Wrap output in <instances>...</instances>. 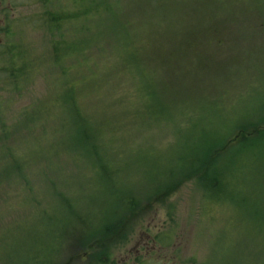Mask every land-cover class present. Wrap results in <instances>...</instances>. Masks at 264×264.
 <instances>
[{"label": "rangeland", "instance_id": "374dc122", "mask_svg": "<svg viewBox=\"0 0 264 264\" xmlns=\"http://www.w3.org/2000/svg\"><path fill=\"white\" fill-rule=\"evenodd\" d=\"M155 3L159 8L148 0H123L128 40L134 43L123 48L137 51L142 87L151 82L152 90H158L134 96L141 107L139 123L126 112L119 114L113 97L94 98L90 76L82 82L84 90L73 94L76 101L87 98L83 111L91 122L127 115L131 130L118 144L133 156L117 158L114 165H123V183L135 186L143 209L125 216L119 234L103 241L109 256L99 257L96 243L79 246L87 228L111 222L125 206L116 205L112 196L119 179L104 178L81 158L56 162L62 190L50 187L49 145L56 144L68 122L72 127L73 115L69 119L68 103H63L59 68L42 60L19 89L0 91V132L4 124L10 128L5 144L0 135V263L223 264L235 249H264V236L247 237L264 222V138L247 145L237 142L222 153L210 170L219 176L213 190L205 189L199 177L183 182L171 178L206 161L208 136L217 133L224 142L242 121L264 116V0ZM212 3L217 5L214 12L207 8ZM50 7L48 0H3L0 51L6 55H0V69L20 49L41 59L51 49V34L35 24ZM207 22L220 27L222 43L196 35ZM189 37L193 41L187 43ZM72 71L74 77L76 62ZM166 78L169 88L163 89ZM46 105L55 106L49 121H29L35 111L19 115ZM46 129L53 131L50 141ZM164 185L172 189L153 197ZM238 263L264 264V258Z\"/></svg>", "mask_w": 264, "mask_h": 264}, {"label": "trees", "instance_id": "16d2710c", "mask_svg": "<svg viewBox=\"0 0 264 264\" xmlns=\"http://www.w3.org/2000/svg\"><path fill=\"white\" fill-rule=\"evenodd\" d=\"M51 3L45 15L39 16L35 20L36 27H44L50 35V47L44 51L43 57L29 58L27 51L20 49L18 54L0 69V91L1 89H19L26 78H30L31 73L38 67L40 61L44 60L51 67H58V74L62 80L61 93L68 103L67 112L69 119L73 115V125L71 127L68 122V129L61 131V136L56 140V144H50V151L46 158L51 159V165L48 168V181L53 190H62L58 188L56 174L60 170L56 162L63 158H81L91 162V165L101 171L104 178L119 179L117 186L112 187L113 200L118 206H125V210L121 211L114 220L101 227H89L84 231L83 237H79V246L82 248L87 245L96 243L100 245L101 256H109V247L103 241L119 234L122 230L125 221V216H133L139 213L142 209V199L139 194H134L135 186L130 185L125 187L123 165L115 167L114 160L120 157L124 159L132 156L123 152L120 148L119 141L123 136L127 135L131 127L128 123L127 115H122L120 118H111L109 120H99L91 122L83 111L84 105L87 102L86 97H81L77 101L73 94L82 92L83 80H87L88 76L92 82V94L94 98L98 97H113V101H117L121 112H125L133 119V122L139 123V103L133 101L134 96L144 91L150 95L156 94L152 90V83L146 82L142 87L139 82L141 75V67L137 60V51L130 52L124 50V46L134 47V43L128 40L127 25L128 21L123 16V0H48ZM60 3V4H59ZM155 0H148V5L152 8H159ZM209 11L214 12L217 5L214 3L207 4ZM262 26L263 24L260 23ZM204 32H198V37H207L208 42L215 40L218 44L224 41L223 37L219 36L220 27L217 24L207 22L204 27ZM92 31V32H91ZM88 32V33H86ZM91 32V33H90ZM86 33V34H84ZM192 37L187 38V43L192 42ZM89 43L91 45L89 46ZM186 46H188L186 44ZM6 51H0V55H6ZM77 63L78 71L74 77L72 64ZM7 62H5L6 64ZM177 73L179 70L174 67ZM174 74H169L172 77ZM180 77V75H179ZM166 78L163 81V89L169 88V81ZM144 88V89H143ZM115 107V106H114ZM54 105H46L41 110H35L34 106L19 113H28L35 111L29 115V121L45 118V121L52 119L54 113ZM152 108L148 105L147 112ZM67 121L68 118H63ZM250 122V123H249ZM242 121L240 126L235 130L228 132L226 139L220 142V135L214 133L207 138V147L205 148L206 161L194 165L188 172L181 170L171 178L177 182L184 179L199 177L200 183L208 190H213L218 183L219 176L210 172L213 165L233 144L239 142L244 145L252 144L257 140L264 138V116L258 121L249 120ZM18 120L16 121V124ZM15 124V125H16ZM10 129L8 126L2 128L0 135L1 144H5L9 140ZM237 131V132H236ZM233 135V137H232ZM47 141L53 136L51 129L45 130ZM216 144H212L215 143ZM229 143V144H227ZM112 162V163H111ZM118 164V163H117ZM16 171L21 172L20 165H15ZM35 169H31V173ZM108 179V181H109ZM208 182L207 186L205 183ZM167 185V184H166ZM161 186L155 189L154 196L158 193L160 197L172 189V187ZM116 186V187H115ZM128 190L127 195L123 194ZM63 192V191H60ZM151 195V193H150ZM128 217L126 218V220ZM167 233H165L166 235ZM120 238H124L121 235ZM264 236V222L256 225L252 232L247 233L249 238H262ZM85 237V238H84ZM91 255H97L99 251ZM235 249L228 260L223 264H240L242 259L264 258V249L261 250H241ZM236 252V253H235ZM252 254V256H250ZM102 258H100L101 260Z\"/></svg>", "mask_w": 264, "mask_h": 264}, {"label": "flooded vegetation", "instance_id": "af4514ba", "mask_svg": "<svg viewBox=\"0 0 264 264\" xmlns=\"http://www.w3.org/2000/svg\"><path fill=\"white\" fill-rule=\"evenodd\" d=\"M3 2V0H0V4ZM0 12H2V11H0ZM3 17H5V13H3ZM7 19V18H6ZM1 30V29H0ZM0 264H4V263H0ZM8 264H10V263H8Z\"/></svg>", "mask_w": 264, "mask_h": 264}]
</instances>
